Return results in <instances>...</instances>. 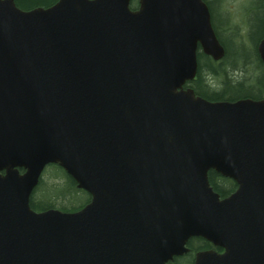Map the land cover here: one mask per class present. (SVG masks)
<instances>
[{
  "label": "water",
  "instance_id": "obj_1",
  "mask_svg": "<svg viewBox=\"0 0 264 264\" xmlns=\"http://www.w3.org/2000/svg\"><path fill=\"white\" fill-rule=\"evenodd\" d=\"M131 2L0 0V264H171L192 238L224 249L194 264H264V99L185 87L225 56L203 0ZM51 164L89 203L32 209Z\"/></svg>",
  "mask_w": 264,
  "mask_h": 264
},
{
  "label": "trees",
  "instance_id": "obj_2",
  "mask_svg": "<svg viewBox=\"0 0 264 264\" xmlns=\"http://www.w3.org/2000/svg\"><path fill=\"white\" fill-rule=\"evenodd\" d=\"M58 0H16L22 10L37 7H49ZM212 12L213 25L217 37L225 49V56L220 61L199 54V67L195 80L188 83L196 95L209 101H235L243 98L264 99V62L258 53V44L264 38V0L255 1L252 6V20L244 17L236 18L227 13L225 24L219 27L217 14L213 3L216 0H204ZM137 6V1L132 7ZM223 12V8H222ZM234 19V21H233ZM235 36V47L230 46L229 40L222 33ZM252 45H247L246 38ZM47 175V179L44 177ZM211 185L221 196L230 194L235 182L224 178L215 172L209 173ZM91 197L84 190L78 189L77 183L61 167L52 164L46 167L38 186L31 197V207L37 212L58 209L73 212L89 203ZM78 200H81L79 202ZM81 203V204H79ZM190 241L189 247L197 249L208 248L205 241ZM190 256V255H189ZM186 258H190V257Z\"/></svg>",
  "mask_w": 264,
  "mask_h": 264
},
{
  "label": "rangeland",
  "instance_id": "obj_3",
  "mask_svg": "<svg viewBox=\"0 0 264 264\" xmlns=\"http://www.w3.org/2000/svg\"><path fill=\"white\" fill-rule=\"evenodd\" d=\"M255 1L257 0H216L213 5L215 7V13L217 14V24L222 26V24H225V16L227 13H230L233 17L237 16L234 19L237 18H242L246 20H252L253 17V10L252 6L254 5ZM223 8V12H222ZM233 19V21H234ZM222 37L225 38L226 40H229L230 46L235 47L234 44V37L230 34H225L224 32L222 33ZM246 38L245 42L247 45H252L253 42L249 40V37H244ZM47 179V175L44 177V179ZM81 202V200H78ZM81 204V203H79ZM179 264H190L191 259L190 258H184L182 260H179Z\"/></svg>",
  "mask_w": 264,
  "mask_h": 264
},
{
  "label": "flooded vegetation",
  "instance_id": "obj_4",
  "mask_svg": "<svg viewBox=\"0 0 264 264\" xmlns=\"http://www.w3.org/2000/svg\"><path fill=\"white\" fill-rule=\"evenodd\" d=\"M134 1H137V6H134V7H132V3L134 2ZM204 1V0H203ZM205 2V1H204ZM206 3V2H205ZM207 4V3H206ZM207 6H208V4H207ZM38 8V7H37ZM139 8V0H132V2H131V9L132 10H136V9H138ZM208 8H209V10H210V7L208 6ZM210 13H211V17H212V12H211V10H210ZM212 24H213V19H212ZM213 27H214V25H213ZM214 29H215V27H214ZM216 31V30H215ZM199 54L200 53H202L201 52V50H200V52H198ZM199 54H198V63H199ZM203 54V53H202ZM197 77V76H196ZM196 79V78H195ZM189 84H187L185 87L187 88V87H189L188 86ZM210 180V179H209ZM211 184V183H210ZM236 184V183H235ZM212 186V185H211ZM213 187V186H212ZM213 189H214V187H213ZM215 190V189H214ZM237 190V184L235 185V187H234V189H233V191L230 193V194H232V193H234L235 191ZM216 192V191H215ZM218 193V192H217ZM219 194V193H218ZM230 194H228L227 196H221L220 194V197H221V199H224V198H226V197H228ZM194 241V242H198V240H200V241H205L206 243H208V248H206V249H197V247H195V250H194V248H192V246L191 247H189V243H190V241ZM190 241L188 242V247H189V249H190V251H189V253H187V254H185V255H183V256H179V257H175L174 258V260H173V262L171 263V264H179L178 262H179V260H182V259H184V258H186V257H188L189 255V257H190V259H191V263L190 264H194L195 263V258H196V255H197V253L198 252H203V251H210V250H213V251H215V252H218V253H220V254H222V253H224V249H221V248H218V247H215V246H213L210 242H208V241H206V240H204V239H202V238H192V239H190ZM193 242V243H194ZM191 244V243H190Z\"/></svg>",
  "mask_w": 264,
  "mask_h": 264
}]
</instances>
